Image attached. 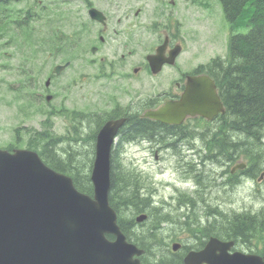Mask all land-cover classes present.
Listing matches in <instances>:
<instances>
[{
  "label": "flooded vegetation",
  "instance_id": "1",
  "mask_svg": "<svg viewBox=\"0 0 264 264\" xmlns=\"http://www.w3.org/2000/svg\"><path fill=\"white\" fill-rule=\"evenodd\" d=\"M0 4L5 8L16 6L26 19L31 16L32 23L39 26H71L72 36L76 38L74 45L84 43L74 64L84 62L85 70L73 77L71 85L67 84L63 90L75 89L78 83L87 84L88 87H82L86 92L84 100L99 107L93 109L89 104L84 110L71 107L69 143L66 147L71 151L95 153L100 130L108 121L121 118L126 119L125 126L118 130L113 150L127 153L135 146H141L135 144L142 107L140 82L152 86V92L146 95L143 103L156 106V109L166 101L179 99L185 93L190 77L214 74L218 69L213 61L217 40L208 36L211 29L201 24L217 12L216 0H15L14 3L0 0ZM58 47L57 43L51 52L53 60L58 59ZM78 48L79 45L73 46L71 50L74 52ZM162 48V57L153 59ZM18 53L19 60L9 55L6 58L19 64L14 67V83H10L11 75L0 78V93L4 96L11 88L17 90L24 121L23 139L38 144L42 137L43 115L50 112L56 120L60 118V106L45 108L43 103L47 95L56 96L52 87L59 89V80L66 70L56 76L53 67L46 79L50 80L47 88L43 84L42 50L35 55L28 50ZM2 58L0 56V68L11 71V65L2 63ZM154 65L160 66L156 74ZM92 84H103L100 92L92 89ZM104 91L108 100L101 103L99 95ZM66 102L70 106V102ZM188 120L184 126L172 127L171 131L175 134L170 135L169 143L164 147L177 148L192 161L193 157L188 154L194 156L196 152L210 148L214 131L207 132V136L201 135L198 131L201 122L196 121L202 119L191 118L189 123ZM186 126L190 129L182 130ZM147 144L142 146L145 152L156 156L168 152L155 143ZM231 144L234 145V139ZM117 166L121 171L119 162ZM176 195H179L178 190ZM217 218L214 216L212 220ZM263 225L264 213H247V253L264 257V241L250 233L252 227L256 226L254 230L262 229ZM195 245V250L200 251L207 243L198 242Z\"/></svg>",
  "mask_w": 264,
  "mask_h": 264
},
{
  "label": "water",
  "instance_id": "2",
  "mask_svg": "<svg viewBox=\"0 0 264 264\" xmlns=\"http://www.w3.org/2000/svg\"><path fill=\"white\" fill-rule=\"evenodd\" d=\"M197 101L188 111L176 109L188 108L182 101L148 116L174 122L186 112L211 117L212 112L222 110L216 93L198 96ZM109 131V127L104 129L98 140L91 174L94 197L80 193L70 177L48 167L37 153L0 149V264H139L134 256L141 251L126 241L109 205ZM106 234L115 240L109 241ZM230 246L212 239L203 252L190 253L185 263L250 264L242 255H228ZM210 252V258L203 260L201 256Z\"/></svg>",
  "mask_w": 264,
  "mask_h": 264
},
{
  "label": "trees",
  "instance_id": "3",
  "mask_svg": "<svg viewBox=\"0 0 264 264\" xmlns=\"http://www.w3.org/2000/svg\"><path fill=\"white\" fill-rule=\"evenodd\" d=\"M223 4L224 12L230 22L236 26L246 27L248 31L246 35H239L232 41L233 62L230 66L217 72L221 83H223V95L227 100L226 106L229 113L227 112V115L224 116V124L215 141L217 146H214L213 149L222 151L225 153L224 155L232 152L238 156L240 153L236 152L245 144L246 140L247 147L251 149L257 150L258 148L259 150V146L261 148L263 144L264 0H223ZM218 65L221 66V63L218 62ZM165 128L168 129L160 123L138 120L137 130L141 135L149 136L150 133L153 135L160 129L166 130ZM227 131L233 134V138L236 140L235 146L228 143L230 136L228 139L225 138ZM234 150L235 152H233ZM40 154L50 167L71 175L79 191L88 195L93 194V185L89 176L90 168L86 171V163H83L80 158L82 153L71 151L65 147L58 149L54 144H49L40 151ZM242 155L246 160L248 157L251 162L253 161L251 154L243 152L239 156ZM231 158L233 159V157ZM139 192L137 180L121 175L119 167L114 166L110 201L119 214V224L122 230L131 241L138 243L146 250L144 260L147 263L153 261L159 264H180V254L169 255L170 251L164 243L158 242V240L164 241L165 232L161 225L168 220V215L156 213L155 209L150 206V199L142 197ZM144 212L148 215V219L139 225L136 222V217ZM195 214H192L191 217L196 216ZM201 217L202 213H200ZM185 218L187 219V217ZM218 219L216 225L209 219V228L211 226L213 230L203 228L202 233L205 235L216 233L219 237L224 236L237 242H247V211L235 212L232 215L220 212ZM196 221L198 223L199 217L196 218ZM190 226L188 225V227ZM255 228L256 226L252 227L250 233ZM152 242L155 244L153 247L150 245ZM161 244L163 249L158 250L161 252L154 251L157 256L153 255L154 247ZM151 256L154 260L151 259Z\"/></svg>",
  "mask_w": 264,
  "mask_h": 264
},
{
  "label": "rangeland",
  "instance_id": "4",
  "mask_svg": "<svg viewBox=\"0 0 264 264\" xmlns=\"http://www.w3.org/2000/svg\"><path fill=\"white\" fill-rule=\"evenodd\" d=\"M64 13H66V11H64ZM64 32H67L68 34L72 32V27L71 26H60ZM225 29L226 32H228V24L225 22ZM227 39V37H226ZM13 48H10L9 50L12 51ZM9 51V52H10ZM74 57V55H73ZM5 59H2V61H4ZM10 63L12 64H17L19 62L16 61H10ZM85 64L84 62L81 63H76L73 65V68H71L69 71H67L65 73V75L63 77L60 78L59 82H60V87L58 89L59 95L57 100L55 101L56 105H59L61 103H64L66 101L70 102V107H78V108H84L86 107V105H91L93 109H96L99 107V105L97 104H93L91 102H89L88 100H84V94L86 92H84L82 90V87H88L87 84H83V83H78L77 88L71 90L68 93H65L63 90V87L66 86L67 84H69L73 77H76L79 75V73L84 72L85 68H84ZM11 71H6L0 68V78H4V77H9L10 79H15V76H13L12 74H10ZM103 84H92L91 88L98 90L100 92L101 87ZM14 93L13 92H8L6 94V98L7 100H11V98L14 97ZM65 95L67 96V98H65ZM0 96L2 97V94L0 93ZM68 99V100H67ZM99 99L101 101V103H104L106 100H108V94L106 91L102 92L99 95ZM66 104H68L66 102ZM20 112L18 113L15 106H7V104H5L4 102H0V135L5 139V140H10V138L12 137V131L10 130V127H14L19 125L18 121H20ZM32 124V123H31ZM69 125L68 121L65 120H60L58 122V124L55 126V130L57 133L59 134H67L68 130L67 127ZM58 149H60V147H58ZM86 154V156H85ZM82 154V156H80V158L82 159L83 163H86V168L88 171V166H89V156L87 155V153ZM130 154L133 155V159H135L132 162L133 167L136 168L138 171H141V173L151 182H153V184L155 183H161L160 186H158L159 189V193H158V199L159 198H165V199H159L157 201H166L169 204L172 205V203L174 202L172 199L169 198L170 194H172L171 190H173L174 192V186L173 187H168V183L171 182L173 183L174 181H180L179 178L175 175V173L170 169V165L168 163H166V160H163L159 163H157V160L154 157V154H149L144 152V150L142 149V147H137L135 146V148H133L130 151ZM190 157H193L194 160V164L196 165V171L194 172V175H197V179L204 185H202L204 188H206V190L204 191V197H206L207 202L206 203H198V207L195 213L199 214L202 213V224L204 228H208V229H212L211 226L209 228L208 225V221L210 218H213L214 216H217L216 213H220L217 212V210L212 211L211 208L215 207V204H217V207H221L224 209H228L226 212L231 213V209L233 211H237V212H242V211H250V212H258L262 209H264V191H257V190H252L249 189L247 187V185H245L243 183V180H241L239 182L238 185H234L233 189L232 188H228L227 187V180H219L218 176H215V172L217 171L216 174H218L220 171L223 170V167L218 170L217 168L219 167V163L216 164H206L205 162H202V160L200 161V158L202 159V156H193L192 154H188ZM199 158V159H198ZM124 159V158H123ZM126 162L129 163L127 164L129 167H131L132 165L130 164V160L128 158H125ZM196 159L198 161H196ZM118 161L122 162V158L119 157ZM261 161V160H260ZM264 162V158L262 160ZM202 163V164H201ZM225 165V164H224ZM125 166V164L123 165ZM124 172L122 175L126 176V178L133 174H135L134 172H131L129 170L123 169ZM129 174V175H128ZM182 183V189L184 190H188L191 191V187L185 184V181L181 182ZM179 183V184H181ZM163 185L165 186V188L167 189H162ZM226 187L227 190L231 193V195L228 197L226 195V193H223L221 190H218V188L220 187ZM214 187V188H213ZM225 188V189H226ZM204 190V189H203ZM176 192V190H175ZM228 192V193H229ZM220 193H221V197H220ZM212 199L209 200V196H212ZM257 195V196H256ZM224 201V198L226 200H230V205L227 204H222V200ZM215 203V204H214ZM174 204V203H173ZM229 207H231V209H229ZM167 209L169 210L170 207H167ZM156 213H165L168 215V220L165 221V225H163V230L165 232V237L164 240L166 238V235H174L179 233L176 237H180V238H184L185 236L181 233L183 230V227L181 226L180 222L183 221L182 220V215L183 213H187L186 211H178V210H173L168 212L167 210L164 209H155ZM218 217V216H217ZM219 218V217H218ZM217 218V222L219 221V219ZM199 224V222H198ZM218 224V223H217ZM140 225V224H139ZM216 225V223H215ZM141 227V226H140ZM213 230V229H212ZM170 239H168L167 241H169ZM158 242L162 243L161 241L158 240ZM160 246H155L154 247V251L155 252H161L158 250L163 249V245ZM170 249H171V244H170Z\"/></svg>",
  "mask_w": 264,
  "mask_h": 264
},
{
  "label": "bare ground",
  "instance_id": "5",
  "mask_svg": "<svg viewBox=\"0 0 264 264\" xmlns=\"http://www.w3.org/2000/svg\"><path fill=\"white\" fill-rule=\"evenodd\" d=\"M228 136H230V140H229V142L228 143H231V141H232V139H234L233 138V134L232 133H229V131H227V133H226V136H225V138L226 139H228ZM263 139H264V137H263ZM242 140V139H241ZM247 141V140H246ZM245 141V144L236 152V153H243V152H247V153H249V154H251L252 156H253V159H254V165L256 166L255 168H260V167H262L263 165H264V162L262 161L263 160V158H264V148H263V144H262V146H261V148H260V146H259V150H258V148H257V150L256 149H251L250 147H247V142ZM235 143H236V140L234 139V146H235ZM58 148V147H57ZM252 150H254V152H252ZM255 152H258V153H256L255 154ZM234 154L233 153H229V154H227V155H225L224 157H221V158H218V160H216V159H214V160H212V161H210L211 162V164H216V163H219V164H226L229 160H230V158L233 156ZM261 160V161H260ZM198 177V176H197ZM241 180H243V179H240V180H227V187L228 188H232L233 189V186L234 185H238L239 184V182L241 181ZM230 184H232V187H231V185ZM257 196V195H256ZM211 210L212 211H215V209L214 208H211ZM237 213H240V212H237ZM257 213H264V209H262V210H260V211H258ZM216 214H218V216L220 217V213H216ZM185 217H187V219L185 218ZM211 219V221L212 222H214V223H216V219H214V220H212V218H210ZM182 220L183 221H181L180 222V224H181V226L183 227V230H185V228H186V225L189 223V221H190V218L188 217V215L186 214V213H183V215H182ZM187 220V221H186ZM150 245H152V247L155 245L153 242H152V244H150ZM153 249V248H152ZM152 254L153 255H155V256H157V253H155L154 252V250L152 251ZM152 257V256H151Z\"/></svg>",
  "mask_w": 264,
  "mask_h": 264
}]
</instances>
